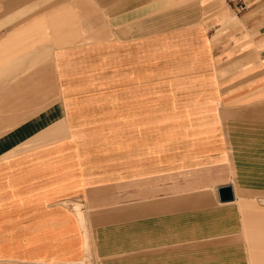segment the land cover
Here are the masks:
<instances>
[{
	"label": "crops",
	"instance_id": "1",
	"mask_svg": "<svg viewBox=\"0 0 264 264\" xmlns=\"http://www.w3.org/2000/svg\"><path fill=\"white\" fill-rule=\"evenodd\" d=\"M255 103L264 0H0V264H191Z\"/></svg>",
	"mask_w": 264,
	"mask_h": 264
},
{
	"label": "rangeland",
	"instance_id": "2",
	"mask_svg": "<svg viewBox=\"0 0 264 264\" xmlns=\"http://www.w3.org/2000/svg\"><path fill=\"white\" fill-rule=\"evenodd\" d=\"M259 104L261 103H255L253 109V106L227 109L223 115L233 166L232 184L236 188L235 199L238 206L233 209V215L238 219L233 224L232 220L207 219L210 226H207V230L212 231H200L201 234L194 238L196 243L192 245L195 250L191 252V264H253L250 259V244L244 238L245 231L235 229L243 227L252 231L251 222L255 219L252 218V212L255 210L256 213H264V203H261L264 200V123H261L263 118H259L260 124H257V120L255 124H250L247 119V111H260L255 108ZM232 110L238 112L235 124L228 120L231 119L229 111ZM249 139L256 144L252 146ZM239 204H244L243 208L240 206L239 209ZM247 210L249 213H245ZM260 221L264 223V216ZM215 228L220 231H214Z\"/></svg>",
	"mask_w": 264,
	"mask_h": 264
},
{
	"label": "water",
	"instance_id": "3",
	"mask_svg": "<svg viewBox=\"0 0 264 264\" xmlns=\"http://www.w3.org/2000/svg\"><path fill=\"white\" fill-rule=\"evenodd\" d=\"M217 193L220 202H228L234 199L232 186L229 183L217 187Z\"/></svg>",
	"mask_w": 264,
	"mask_h": 264
},
{
	"label": "built area",
	"instance_id": "4",
	"mask_svg": "<svg viewBox=\"0 0 264 264\" xmlns=\"http://www.w3.org/2000/svg\"><path fill=\"white\" fill-rule=\"evenodd\" d=\"M239 9H243L244 6L243 5H238Z\"/></svg>",
	"mask_w": 264,
	"mask_h": 264
}]
</instances>
